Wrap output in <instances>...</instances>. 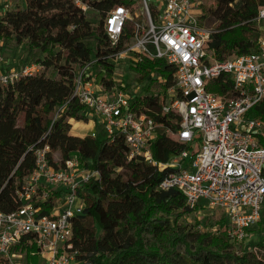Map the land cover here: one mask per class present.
Segmentation results:
<instances>
[{
  "label": "trees",
  "instance_id": "1",
  "mask_svg": "<svg viewBox=\"0 0 264 264\" xmlns=\"http://www.w3.org/2000/svg\"><path fill=\"white\" fill-rule=\"evenodd\" d=\"M88 3L91 11L84 14L71 0H23L0 15V43L25 45L41 54L38 72L0 86V211L11 213L23 205L18 193L35 170V150L48 146L61 162L75 156L81 168L99 174L78 190L84 208L71 220L73 250L80 264H264V237L258 243L235 244L225 234L222 215L213 212L199 218L195 215L202 207L191 208L176 190H158L168 170L141 157L129 159L122 135L108 137L100 127L94 137L70 134L71 120L90 119L74 96L76 70L95 61V68L105 69L96 81L109 87L111 56L133 42L132 24L127 22L125 35L113 45L103 27L105 15L117 5L133 12L141 4ZM201 9L199 24L213 30L205 50L217 61L254 51L258 38L264 37V29L255 23L264 0H204ZM133 69L140 94L130 111H144L154 124L176 130L178 118L160 113L174 84V69L162 59L146 57ZM229 87L222 76L211 80L207 89L225 94ZM247 117L264 123V99ZM258 137L264 146V128ZM180 149L163 133L150 145L153 159L163 164ZM59 196L55 191L35 203L40 215H49ZM215 227L219 231H208ZM12 251L27 255L30 264L39 263L38 247L27 236Z\"/></svg>",
  "mask_w": 264,
  "mask_h": 264
},
{
  "label": "built area",
  "instance_id": "2",
  "mask_svg": "<svg viewBox=\"0 0 264 264\" xmlns=\"http://www.w3.org/2000/svg\"><path fill=\"white\" fill-rule=\"evenodd\" d=\"M71 1L82 13H90L88 0ZM3 2L2 13L17 0ZM140 2L133 12L117 5L103 20L113 45L125 35L127 22L133 29V42L110 58L111 85L96 81L95 76L105 69L95 68L96 62L91 61L75 72L74 96L91 120L100 121L96 126L108 137H124L129 159L141 157L159 170H168L158 190L180 192L191 208L218 210L225 220V234L235 244L249 242L254 233L263 237L264 146L258 136L264 123L247 113L264 99V37L258 38L254 51L217 61L205 50L213 30L199 24V0ZM255 23L264 29V9ZM141 57L162 59L174 69V84L166 92L160 113L178 118L176 130L154 124L144 111H130L140 92L121 72L136 74L133 66ZM4 61L0 50V86L13 84L41 67L35 62L6 69ZM222 76L230 82L226 93L209 91V82ZM159 133L181 146L166 164L157 163L150 151ZM90 135L94 137L95 132ZM98 177L97 171L81 168L75 156L61 162L53 158L48 146L36 149L35 170L18 193L23 205L11 213L0 211V264H30L27 255L12 251L26 236L46 264H80L73 250L71 220L84 208L78 190ZM55 191L60 196L52 211L40 215L35 203L44 202Z\"/></svg>",
  "mask_w": 264,
  "mask_h": 264
},
{
  "label": "rangeland",
  "instance_id": "3",
  "mask_svg": "<svg viewBox=\"0 0 264 264\" xmlns=\"http://www.w3.org/2000/svg\"><path fill=\"white\" fill-rule=\"evenodd\" d=\"M199 1L201 3L204 2V0H199ZM15 4H17V3L15 2ZM137 6H134V8L137 7ZM92 20H94V19H92ZM94 21L96 22V20H94ZM260 37H263V36H260ZM0 50H1L2 54H3L4 60L6 58V54H12L11 52H13V54L16 55V58L18 60H20L21 63L24 64V65H29V64L35 63L37 61V59L41 57V54L39 52L30 51V50H28V48L25 45L18 46L16 44L10 43V42H1L0 43ZM129 72L130 71H128V70L122 71L121 75H124V77L128 79L127 83L129 85L136 86L138 88V91L140 92V84L137 81V73L136 74H131V72L130 73ZM93 121L97 122L98 124L100 123V121L97 118L93 119ZM82 123L84 125L87 124L85 122H82ZM89 126L90 125H86V128L89 129L90 128ZM97 127L98 126H95L94 127V131H92V132H96ZM73 129H75V130H73L74 132H79L77 130V128L74 127ZM53 158L55 160H59V157H58L57 154H53ZM213 211H214V214H215L216 217L221 216V214H220V212L218 210H213ZM213 211L204 209V210H202L200 212V214L197 213L195 216H197L199 218H202L203 216H207L208 214H211ZM215 228H217V227H215ZM215 228L208 229V231L214 232ZM258 236H259L258 233H254L253 234V238L251 239V241L254 242V243H258L264 237V236L263 237L262 236L258 237ZM261 254H264V251H261ZM38 264H46V260L43 257H41L40 255H39V263Z\"/></svg>",
  "mask_w": 264,
  "mask_h": 264
},
{
  "label": "crops",
  "instance_id": "4",
  "mask_svg": "<svg viewBox=\"0 0 264 264\" xmlns=\"http://www.w3.org/2000/svg\"><path fill=\"white\" fill-rule=\"evenodd\" d=\"M23 0H17L16 3H19V2H22ZM15 5V4H14ZM13 5V6H14ZM4 10V2L3 0H0V14L3 12ZM12 54H6V58H5V64L3 66V68H6V69H17V68H20L21 66H23L24 64L21 63L20 60H18L16 58V55L13 54V52H11ZM71 124L73 125L72 126V129L74 128V125L77 124L78 127H77V130L79 132H74L72 129H71V135L73 136H77V137H84L86 135H90L92 133V131H94V127L96 126V122H94L93 120L89 119V121L87 122V124H83L82 122H75L73 120L70 121ZM86 125H90L89 129L86 128Z\"/></svg>",
  "mask_w": 264,
  "mask_h": 264
},
{
  "label": "bare ground",
  "instance_id": "5",
  "mask_svg": "<svg viewBox=\"0 0 264 264\" xmlns=\"http://www.w3.org/2000/svg\"><path fill=\"white\" fill-rule=\"evenodd\" d=\"M72 124H73V123H72ZM72 126H73V125H72ZM74 127H75V128H77V127H78V125H77V124H75V125H74ZM72 130H73V129H72ZM74 130H75V129H74Z\"/></svg>",
  "mask_w": 264,
  "mask_h": 264
}]
</instances>
